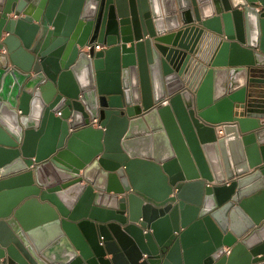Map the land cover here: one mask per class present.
I'll list each match as a JSON object with an SVG mask.
<instances>
[{
  "label": "water",
  "instance_id": "95a60500",
  "mask_svg": "<svg viewBox=\"0 0 264 264\" xmlns=\"http://www.w3.org/2000/svg\"><path fill=\"white\" fill-rule=\"evenodd\" d=\"M257 84L264 0H0V264H264Z\"/></svg>",
  "mask_w": 264,
  "mask_h": 264
},
{
  "label": "built area",
  "instance_id": "2783aa9c",
  "mask_svg": "<svg viewBox=\"0 0 264 264\" xmlns=\"http://www.w3.org/2000/svg\"><path fill=\"white\" fill-rule=\"evenodd\" d=\"M103 47H104L103 44L95 42V43L87 44L83 50L89 52L92 48H94L95 50H101ZM216 129H217L218 135L220 136L224 135V125H217Z\"/></svg>",
  "mask_w": 264,
  "mask_h": 264
},
{
  "label": "crops",
  "instance_id": "0c3cea01",
  "mask_svg": "<svg viewBox=\"0 0 264 264\" xmlns=\"http://www.w3.org/2000/svg\"><path fill=\"white\" fill-rule=\"evenodd\" d=\"M257 86H259L260 88H262L263 91H264V84H257ZM261 122L264 123V119H261ZM47 230H48V229H47ZM48 231H49V230H48ZM48 231L43 230V229L40 230V232H41L40 236H41L45 241H47V239H49V236H50V234H49Z\"/></svg>",
  "mask_w": 264,
  "mask_h": 264
}]
</instances>
